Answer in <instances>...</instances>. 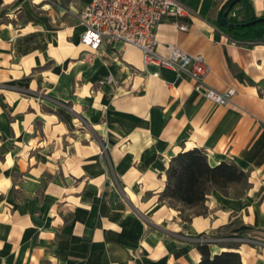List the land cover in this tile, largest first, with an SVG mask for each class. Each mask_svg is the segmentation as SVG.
Returning a JSON list of instances; mask_svg holds the SVG:
<instances>
[{"label": "crops", "instance_id": "0c3cea01", "mask_svg": "<svg viewBox=\"0 0 264 264\" xmlns=\"http://www.w3.org/2000/svg\"><path fill=\"white\" fill-rule=\"evenodd\" d=\"M88 1L0 0V264H197L201 234L211 254L264 264V42L220 30L227 0H176L186 12L158 24V53L202 54L206 84L235 90L219 105L123 41L83 60ZM253 15L264 0L231 12ZM193 148L245 182L164 199L171 158Z\"/></svg>", "mask_w": 264, "mask_h": 264}, {"label": "built area", "instance_id": "2783aa9c", "mask_svg": "<svg viewBox=\"0 0 264 264\" xmlns=\"http://www.w3.org/2000/svg\"><path fill=\"white\" fill-rule=\"evenodd\" d=\"M186 12L176 0H89L78 14L83 26L80 42L91 53H97L104 42L123 41L138 47L144 65H156L186 72L193 80V88L215 104L230 103L235 90L217 91L205 82L210 71L202 54H189L175 45H168V55L157 52L156 28L167 16ZM178 29L186 30L184 25ZM111 79V78H110ZM214 241L203 236L199 243Z\"/></svg>", "mask_w": 264, "mask_h": 264}, {"label": "trees", "instance_id": "16d2710c", "mask_svg": "<svg viewBox=\"0 0 264 264\" xmlns=\"http://www.w3.org/2000/svg\"><path fill=\"white\" fill-rule=\"evenodd\" d=\"M229 0L219 10L217 23L220 30L233 41L264 42V20L255 21L248 25L243 22L258 20L262 16H251L248 19H238L231 16L234 7L248 0L238 1L228 12L227 25H220L221 13ZM245 172L234 163L221 162L211 165L205 152L199 148L183 151L173 156L167 170V181L162 192L164 199H171L177 203L192 207L202 203L207 191L211 187L225 189L232 182H245ZM198 249L202 255L197 264H241L238 252L223 251L211 254L208 243H199Z\"/></svg>", "mask_w": 264, "mask_h": 264}, {"label": "rangeland", "instance_id": "374dc122", "mask_svg": "<svg viewBox=\"0 0 264 264\" xmlns=\"http://www.w3.org/2000/svg\"><path fill=\"white\" fill-rule=\"evenodd\" d=\"M77 45H79L80 47L79 48H81V51H80V53H79V55H80V57L83 59V60H85V61H89V60H91V58H93L95 55H96V53H91V52H88L82 45H80V43L79 42H77L76 43ZM101 81H110V77L109 76H107L106 78H104L103 80H101ZM36 91L38 92V93H44V91L45 90H43L42 88H38V89H36ZM203 236H204V234H202ZM200 236V235H199ZM205 237H207L206 235H205ZM207 238H209V237H207ZM209 239H211V238H209ZM228 240H230V239H228ZM261 240V242H264V240H262V239H260ZM234 241H238V242H243V239H239V240H234ZM213 241H211V242H208V244L209 243H212Z\"/></svg>", "mask_w": 264, "mask_h": 264}, {"label": "water", "instance_id": "95a60500", "mask_svg": "<svg viewBox=\"0 0 264 264\" xmlns=\"http://www.w3.org/2000/svg\"><path fill=\"white\" fill-rule=\"evenodd\" d=\"M240 0H229L227 2V4L225 5L221 16H220V25L224 26L227 25L229 23L228 19H227V14L229 12V10ZM259 20H264V17H260L258 18V20H253V21H247V22H243L241 23V25H248L250 23H254L255 21H259Z\"/></svg>", "mask_w": 264, "mask_h": 264}]
</instances>
